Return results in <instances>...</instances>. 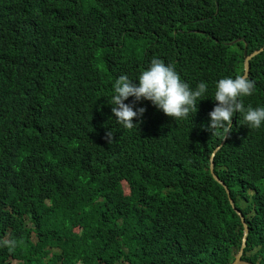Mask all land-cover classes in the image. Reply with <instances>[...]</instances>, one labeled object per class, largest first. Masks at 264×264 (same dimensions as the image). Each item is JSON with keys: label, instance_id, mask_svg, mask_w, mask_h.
<instances>
[{"label": "trees", "instance_id": "obj_1", "mask_svg": "<svg viewBox=\"0 0 264 264\" xmlns=\"http://www.w3.org/2000/svg\"><path fill=\"white\" fill-rule=\"evenodd\" d=\"M262 49L253 107L264 0H0V264H232L244 227L230 199L250 231L243 261L264 264V127L231 118L213 160L229 198L209 171L214 100L184 121L135 102L132 130L107 104L154 57L211 95Z\"/></svg>", "mask_w": 264, "mask_h": 264}, {"label": "clouds", "instance_id": "obj_2", "mask_svg": "<svg viewBox=\"0 0 264 264\" xmlns=\"http://www.w3.org/2000/svg\"><path fill=\"white\" fill-rule=\"evenodd\" d=\"M244 69L246 75L245 62ZM245 75L218 79L210 95L206 81L201 80L195 86H190L188 82L181 78L173 64L165 63L162 59L154 57L135 79H130L126 74L119 75L114 81L110 102L107 104L111 107V112L114 114V120L117 124L123 129L132 130L138 128L142 114L145 111L142 106L134 108L133 104L135 102L149 101L156 109L171 117L172 120L184 121L191 120L200 100L210 98L216 103L208 112L207 128L211 131V134L215 133L220 138L224 137L222 143L212 151V153L215 152L214 157H216L215 154L221 150L227 139V134L233 127L231 118L234 115L239 114L241 124L248 129L257 130L264 127V105L255 107L250 104L245 105L247 100L244 98L251 96L255 91V82L249 79L250 75L248 77ZM129 97H132V101L125 103ZM106 136L109 142L111 139L110 132L106 133ZM214 157L213 160H215ZM160 158H163V156L161 155ZM209 171H211L210 164ZM211 174L213 176L212 172ZM214 174L218 177L215 169ZM71 231L81 237V224H75ZM36 242V237L32 236L33 245Z\"/></svg>", "mask_w": 264, "mask_h": 264}, {"label": "water", "instance_id": "obj_3", "mask_svg": "<svg viewBox=\"0 0 264 264\" xmlns=\"http://www.w3.org/2000/svg\"><path fill=\"white\" fill-rule=\"evenodd\" d=\"M263 52V49L261 51H257L255 52L253 55L248 56L247 53H245V66H246V75L245 76H249L250 75V61L256 57L257 55H259L260 53ZM214 153L213 152L210 156V170L213 173V177L215 180H217L218 182H220L226 189V192L230 198V193H229V188L225 185V183L223 181H221L215 174H214V161H213V157H214ZM230 204L232 209L236 212L237 216L240 219V223H242L243 227H244V236H243V240H242V247H240L238 253L235 256V261L233 264H250L246 261L242 260V257L244 255V251L247 247V241H248V236H249V227L246 223L245 217L243 216L242 212H239V210L237 208L234 207V205L232 204V201L230 199Z\"/></svg>", "mask_w": 264, "mask_h": 264}]
</instances>
